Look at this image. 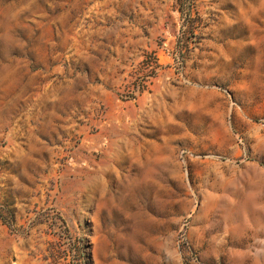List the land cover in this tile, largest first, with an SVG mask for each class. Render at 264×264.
Instances as JSON below:
<instances>
[{"label": "rangeland", "instance_id": "374dc122", "mask_svg": "<svg viewBox=\"0 0 264 264\" xmlns=\"http://www.w3.org/2000/svg\"><path fill=\"white\" fill-rule=\"evenodd\" d=\"M0 264H264V0H0Z\"/></svg>", "mask_w": 264, "mask_h": 264}]
</instances>
